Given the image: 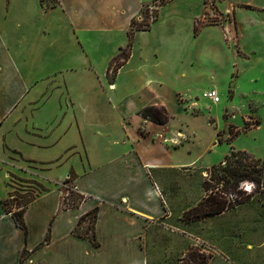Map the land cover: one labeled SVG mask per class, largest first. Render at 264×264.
I'll list each match as a JSON object with an SVG mask.
<instances>
[{
    "label": "crops",
    "instance_id": "obj_1",
    "mask_svg": "<svg viewBox=\"0 0 264 264\" xmlns=\"http://www.w3.org/2000/svg\"><path fill=\"white\" fill-rule=\"evenodd\" d=\"M155 1L55 0L45 9L40 0H0V137L21 115L20 106L53 80L64 97L63 109L49 96L27 110L30 140H21V147L11 143L27 158L32 191L44 190L25 207L26 234L14 212L5 211L9 191L0 173V264H152L148 244L190 229L183 220L189 205L173 219L176 194L169 181L176 172L203 167L177 152L176 142L194 145V132L173 123L199 115L188 114L178 96L192 101L208 89L219 92L220 77H208V67L224 77L226 67L230 74L236 63L264 51V0H170L157 7L149 29L132 31ZM215 13L224 22L207 24ZM236 36L244 56L235 53ZM129 44V57L110 82V62ZM151 106L164 107L170 121L159 125L139 115ZM75 131L80 144L74 135L61 139ZM64 143L71 149L83 144V167L72 164L52 175L65 152L49 155ZM69 177L66 184L83 200L67 208L61 187ZM96 208L99 247L75 234Z\"/></svg>",
    "mask_w": 264,
    "mask_h": 264
},
{
    "label": "rangeland",
    "instance_id": "obj_2",
    "mask_svg": "<svg viewBox=\"0 0 264 264\" xmlns=\"http://www.w3.org/2000/svg\"><path fill=\"white\" fill-rule=\"evenodd\" d=\"M40 1L45 9L55 5V0ZM169 1L166 0V2ZM162 4L155 2L152 6L155 8L145 7L141 15L143 18L137 19L134 30L149 29L157 18V7ZM224 20L225 17L220 18L215 13V16L208 17L207 24L219 25ZM230 21H233L231 17ZM196 29L198 31L199 26H196ZM224 34L225 39L229 40L226 33ZM234 46L235 53L244 56L239 48L237 36L234 37ZM247 49L250 50V48ZM118 53L117 58L110 62L107 71L110 82L117 74L123 59L127 60L129 57L130 44ZM38 64L39 62L32 65L38 66ZM208 68L210 69L207 72L208 77L213 75L217 76L216 78L220 77L218 93L221 104L219 106L213 104L210 100L203 98V94L199 95L200 97L197 99H192V101L185 100L182 95L178 96V101L184 104L186 112L190 115L197 114L199 117L196 120L186 117L175 119L173 126L176 130H182L184 133L194 132L195 136L194 139V136L191 135V143L194 142V145L184 141V146H180L181 142H176L177 152L184 155L181 156L183 159L197 160L198 166L211 169L219 165L234 149L235 151L247 152V155L234 159L235 164H241L247 168L254 166L264 168V51L260 50L254 54L249 63L246 61L236 63L234 67H231L232 72L230 74L228 72L230 67H226L223 71L224 77H222V71L217 68ZM61 90L62 87L55 80L47 88L43 87L29 105L25 102L20 106L21 115L0 137V173H2L4 184L9 191L7 208L14 213L22 211L29 201L36 198L38 190L40 193L44 189L43 187H41L42 189L35 187L37 190L32 191L34 188L32 184L34 183L27 182V158L15 150L11 143L21 147L24 144L21 140L28 138L26 136L27 133L29 134L27 131V110L46 104L49 96H54L57 109H63L64 97L61 96L63 93ZM190 94L192 92L190 93L185 89V95L189 96ZM200 105L203 106L200 107ZM29 118L32 119L30 116ZM35 119L38 120L39 118L35 117ZM257 121L260 122V125L255 126ZM64 134V137L63 135L61 137L63 141L67 139L69 141L71 135H74L80 144V135L77 138L76 131L68 133L69 136ZM104 135L105 133L101 132V136L104 137ZM177 137L181 138L182 136L178 134ZM28 139L30 140V138ZM29 144L31 143L29 142ZM65 145L66 143L62 144L52 152V155H49L53 156L61 153V151L65 152L64 157L58 161V163H62L60 164L62 168L53 166L52 175H58V169H69L72 164L78 168L83 167V164L79 166L80 162H84L83 157L86 156L83 144L79 145L78 149L66 148ZM208 147L209 149H207ZM187 148H190L189 151ZM72 161L75 162L72 163ZM52 163L40 164L51 165ZM31 167L37 168L34 165ZM203 168L184 169L176 172L170 178L169 187L176 194L174 220L181 217L178 216V213L185 205L190 206L187 210L189 211L211 193V191L207 192L204 189V182L211 177L209 169ZM248 182L255 185L251 195L245 193L244 190L242 191L241 188L236 189L231 183H222L219 186L212 184L211 189L214 187L223 188L228 194V198L234 201L236 207L219 216L200 220L201 222H193L186 235L175 230H173L174 234H161L158 244L147 245L150 248L151 257L154 256L151 258L152 264H196L197 262L192 258V255L195 258L203 257L199 258L200 260L205 258L207 264H264V173L260 184L253 181ZM61 189L63 207L77 206L83 200V197L71 188V184H64ZM219 194L221 192L216 195L218 200H220ZM94 223V217L88 216L87 225L85 228H80L77 233L82 236H92ZM155 249L156 253H154Z\"/></svg>",
    "mask_w": 264,
    "mask_h": 264
},
{
    "label": "trees",
    "instance_id": "obj_3",
    "mask_svg": "<svg viewBox=\"0 0 264 264\" xmlns=\"http://www.w3.org/2000/svg\"><path fill=\"white\" fill-rule=\"evenodd\" d=\"M157 1H159L160 4L167 3L166 0H156L155 2ZM134 25H136V21L133 23L132 31H135ZM137 30H142V29L139 28ZM139 115L159 125L167 124L171 119L168 111L164 107H155V106L146 107L140 111ZM258 125H260L259 121L256 122L255 126ZM245 155H247V152L235 151L233 149L232 152L228 154L219 165L214 166L208 170L210 172L211 178L204 182V189L207 192L211 191V193H209V195L205 199L201 200L197 206L193 207L192 209L184 213L183 216L184 221H186L187 223H193L207 218L216 217L225 212L233 210L236 207L234 201H231L228 198L227 196L228 194H226V191H224L223 188L219 189L217 187H214L213 189H211L210 187L213 186L212 184H214V186H219L222 183L225 184L231 183L233 187L239 189L241 187V183L244 182L253 181L256 182L257 184H260L262 182L263 173H264L263 167L254 166L252 168H247L246 166H243L241 164H235V162H233V160L239 158V156H245ZM68 182H69L68 180H65V184ZM220 192H221V194H219L220 200H218L216 199V195H218V193ZM249 195H251V193ZM31 201H29L28 203H30ZM7 205L8 203L5 202L4 203L5 211L8 214L9 213L11 214L12 212L7 208ZM25 209L26 208H24L22 211L18 213H12V217L14 218L17 226L23 229L27 234L28 233L27 227L23 220ZM97 214H98V208L93 210L91 213L87 214L83 219H86V217L88 216H93L94 222H96ZM77 232L78 229L75 231V234ZM76 235L81 238H88L95 247H99V243L97 242V238L94 233H92V236H85V235L82 236L79 235L78 233ZM192 258H194V260L197 262L196 264H207L205 258L200 260L201 258H203L201 256L195 258L192 255Z\"/></svg>",
    "mask_w": 264,
    "mask_h": 264
},
{
    "label": "built area",
    "instance_id": "obj_4",
    "mask_svg": "<svg viewBox=\"0 0 264 264\" xmlns=\"http://www.w3.org/2000/svg\"><path fill=\"white\" fill-rule=\"evenodd\" d=\"M157 2L160 4L159 1H157ZM152 8H155V7H152ZM203 98L210 100L213 104H218L221 101V98L219 96L218 91L214 90V89H211V90H208V91L204 92L203 93ZM66 180L70 181L71 179L69 177ZM249 186L252 188V190H254L255 185L253 183H250V182L241 183V187L240 188L242 190H244L245 192H247L248 194H250L251 191H247ZM68 192H69V190H68Z\"/></svg>",
    "mask_w": 264,
    "mask_h": 264
},
{
    "label": "bare ground",
    "instance_id": "obj_5",
    "mask_svg": "<svg viewBox=\"0 0 264 264\" xmlns=\"http://www.w3.org/2000/svg\"><path fill=\"white\" fill-rule=\"evenodd\" d=\"M248 189H251L250 191H251V193L253 192V190H252V188L249 186V188ZM247 191H249V190H247Z\"/></svg>",
    "mask_w": 264,
    "mask_h": 264
},
{
    "label": "clouds",
    "instance_id": "obj_6",
    "mask_svg": "<svg viewBox=\"0 0 264 264\" xmlns=\"http://www.w3.org/2000/svg\"><path fill=\"white\" fill-rule=\"evenodd\" d=\"M249 191L251 190V189H248Z\"/></svg>",
    "mask_w": 264,
    "mask_h": 264
}]
</instances>
